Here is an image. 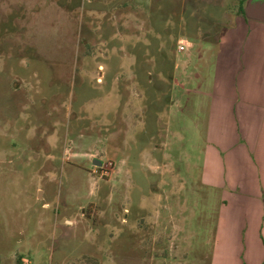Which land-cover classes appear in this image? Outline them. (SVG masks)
I'll list each match as a JSON object with an SVG mask.
<instances>
[{"label":"rangeland","instance_id":"374dc122","mask_svg":"<svg viewBox=\"0 0 264 264\" xmlns=\"http://www.w3.org/2000/svg\"><path fill=\"white\" fill-rule=\"evenodd\" d=\"M239 5L0 0V264H255L204 179Z\"/></svg>","mask_w":264,"mask_h":264},{"label":"crops","instance_id":"0c3cea01","mask_svg":"<svg viewBox=\"0 0 264 264\" xmlns=\"http://www.w3.org/2000/svg\"><path fill=\"white\" fill-rule=\"evenodd\" d=\"M238 17L241 20L229 37L226 78L220 84L217 68L213 81L204 179H210L211 187L235 190L223 194L230 210L218 228L221 246L228 251L242 237L250 259L262 264L264 203L253 197L260 194L259 188L264 190V22Z\"/></svg>","mask_w":264,"mask_h":264},{"label":"water","instance_id":"95a60500","mask_svg":"<svg viewBox=\"0 0 264 264\" xmlns=\"http://www.w3.org/2000/svg\"><path fill=\"white\" fill-rule=\"evenodd\" d=\"M245 16L247 19L264 22V1L248 0L245 8ZM93 166L101 167L102 163L93 160Z\"/></svg>","mask_w":264,"mask_h":264},{"label":"trees","instance_id":"16d2710c","mask_svg":"<svg viewBox=\"0 0 264 264\" xmlns=\"http://www.w3.org/2000/svg\"><path fill=\"white\" fill-rule=\"evenodd\" d=\"M248 0H239V12L238 15L245 17L244 5L247 3ZM224 203V202H223ZM20 261V259H18Z\"/></svg>","mask_w":264,"mask_h":264}]
</instances>
